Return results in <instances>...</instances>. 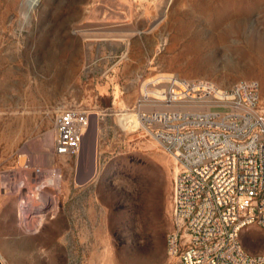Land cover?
Wrapping results in <instances>:
<instances>
[{"label": "rangeland", "instance_id": "rangeland-1", "mask_svg": "<svg viewBox=\"0 0 264 264\" xmlns=\"http://www.w3.org/2000/svg\"><path fill=\"white\" fill-rule=\"evenodd\" d=\"M167 73L258 79L264 108V0H0L4 264H168L177 166L122 115ZM59 106L92 114L79 155H54ZM37 186L48 196L24 201ZM241 240L264 251L258 224Z\"/></svg>", "mask_w": 264, "mask_h": 264}, {"label": "built area", "instance_id": "built-area-1", "mask_svg": "<svg viewBox=\"0 0 264 264\" xmlns=\"http://www.w3.org/2000/svg\"><path fill=\"white\" fill-rule=\"evenodd\" d=\"M117 62L102 77L111 80ZM114 87V86H113ZM112 87V89H114ZM261 84L243 78L221 87L207 78L173 73L143 79L140 95L122 115L135 113L134 131L158 141L174 159L168 264H264L248 252L244 227L264 229V108ZM91 112L59 106L54 155H79ZM27 160L25 168H29ZM43 169L36 167V182Z\"/></svg>", "mask_w": 264, "mask_h": 264}, {"label": "bare ground", "instance_id": "bare-ground-1", "mask_svg": "<svg viewBox=\"0 0 264 264\" xmlns=\"http://www.w3.org/2000/svg\"><path fill=\"white\" fill-rule=\"evenodd\" d=\"M25 2H26L27 5L36 6V5L39 4L40 0H25ZM125 115H127V120H126V127H127V129L129 131H134V128H135L136 124L138 123L137 122V115L135 113H129V112L127 114H125ZM86 136H87V132L85 134V137ZM85 179L86 178L84 177L81 180L84 181ZM35 191H36L35 196H32L30 198L22 197V198H24V201H38V200H41L43 197L46 198L48 196L39 186L36 187V190Z\"/></svg>", "mask_w": 264, "mask_h": 264}, {"label": "water", "instance_id": "water-1", "mask_svg": "<svg viewBox=\"0 0 264 264\" xmlns=\"http://www.w3.org/2000/svg\"><path fill=\"white\" fill-rule=\"evenodd\" d=\"M0 264H4L3 261L1 260V258H0Z\"/></svg>", "mask_w": 264, "mask_h": 264}]
</instances>
